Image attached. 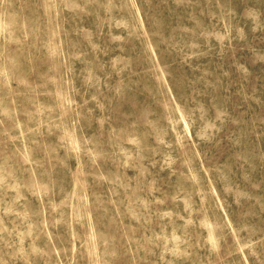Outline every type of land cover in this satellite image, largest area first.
I'll return each mask as SVG.
<instances>
[{
    "label": "rangeland",
    "instance_id": "374dc122",
    "mask_svg": "<svg viewBox=\"0 0 264 264\" xmlns=\"http://www.w3.org/2000/svg\"><path fill=\"white\" fill-rule=\"evenodd\" d=\"M0 264H264V0H0Z\"/></svg>",
    "mask_w": 264,
    "mask_h": 264
}]
</instances>
